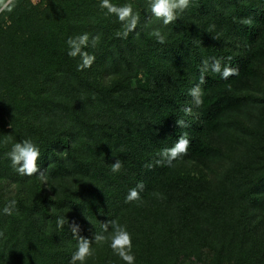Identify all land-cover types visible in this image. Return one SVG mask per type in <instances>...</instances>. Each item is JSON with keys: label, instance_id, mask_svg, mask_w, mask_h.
I'll return each instance as SVG.
<instances>
[{"label": "trees", "instance_id": "trees-1", "mask_svg": "<svg viewBox=\"0 0 264 264\" xmlns=\"http://www.w3.org/2000/svg\"><path fill=\"white\" fill-rule=\"evenodd\" d=\"M43 1L44 7L38 9L30 0H17L12 13L0 14V264H68L77 244L68 221L79 223L81 235L91 238L106 220L127 225L133 234L136 264H264V237L247 227L251 212H259L264 228V164L250 177L224 178L226 187L213 190L220 199L211 202L200 195L207 174L177 176L171 173L175 161L172 165L156 163L160 150L171 147L183 133L190 144L179 162L196 165L212 160L214 143L219 142V121L233 101L226 88L238 82L244 69L250 73L255 63L261 66L256 58L264 51V20L255 23V45L246 50L245 43L232 35V28L226 27L229 22H241L228 9L243 11L249 20L246 14L256 10L259 0H227L223 8L212 3L211 9L220 11L218 20L207 4L210 25H191V34L190 18L185 20L183 14L179 23L185 42L179 55L169 59H159L158 54L153 58L144 50L129 53V47L120 42L119 51L112 49L102 62L107 59L105 72L122 81L101 85L93 79L99 66L94 62L90 69L78 71L79 58L68 57L66 41L84 32L97 37L95 45L90 39L86 49L96 57L103 37L110 39L114 27L122 25L99 8V0ZM113 2L122 6L139 1ZM141 3L150 15L149 0ZM150 18L146 25H161L160 20ZM249 22L253 25L254 18ZM142 28L140 20L132 35L145 36ZM196 30L201 32L194 35ZM212 58L236 68L237 74L221 80L219 74L206 72L201 85L203 103L197 106L192 96L186 98L190 86L199 83L202 62ZM138 66L146 72L135 70ZM136 72L145 77L137 88L132 75ZM98 97L106 100L103 114L96 111ZM186 107L192 109L191 114L185 113ZM154 112L162 120L148 131V119ZM193 117L199 125H177ZM111 135L119 136L116 153L113 147L99 143L101 139L106 143ZM27 138L41 148L47 183L61 193L53 200L60 212H55L43 194L34 201L30 191L38 192L42 185L35 175L23 177L11 167L6 153L13 143ZM114 159L123 163L119 173L110 171ZM72 181L79 185L71 187ZM137 183L144 185V200L158 199L152 213L148 208L144 215L136 210L137 201L125 202L128 190ZM13 184L18 191L7 193ZM182 195L191 197L177 205L176 198ZM12 199L17 201L15 211L3 214ZM60 216L66 218L63 229L56 225ZM109 245L108 240L94 245L95 255L86 264H123Z\"/></svg>", "mask_w": 264, "mask_h": 264}, {"label": "rangeland", "instance_id": "rangeland-1", "mask_svg": "<svg viewBox=\"0 0 264 264\" xmlns=\"http://www.w3.org/2000/svg\"><path fill=\"white\" fill-rule=\"evenodd\" d=\"M134 1L137 2L139 1L138 4H136L135 2L132 6L134 8V11H136L139 14L141 20V27H143L142 29L146 32V35L137 38L134 35H132L133 33L131 32L127 37H123L122 35H120V33L124 31L123 27L120 26V28L118 29L116 26L114 27L115 31L111 33L113 37H110V39L107 40L106 38L104 40L103 37V40L99 44V52L97 53L96 56L97 60H95V63L99 67L96 70L95 76L93 77L94 81L98 83V85H101L104 82H107L109 84V83L122 81L121 78L120 79L117 78L114 74H109V72L107 73L105 72L106 70L105 62H107V59H105L106 60L105 62L104 61L102 62L103 56L106 55L107 53H111L112 49L114 50V52L119 51L118 49H120L121 47L120 46L121 44H119L120 42H123L122 45L129 47L128 48L129 53L130 52L140 53V51L144 50L145 52L147 51V53H151L153 58L156 57L155 55L158 54L159 59L160 58L162 59V57L169 59L172 57V55L173 56L179 55V51H181L180 45H182L185 42L183 25H180L179 19L173 24L167 26H164L161 21H160L161 25L160 24L152 25V23L150 25V23L148 22L146 25V19L150 18L151 14L147 15V12L144 11V5L141 3V0H134ZM30 2L34 7L38 9H42L44 7L43 0H30ZM203 3H205L204 7H202ZM212 3H215L216 5H219L221 8H223V6H225L228 2L227 0H195V1L191 0V4L189 8L180 15L181 17L184 14L185 17L183 18L185 20L190 18V20H187L190 27L188 33L191 34V30H192L191 25L198 26L199 22H204L205 24L209 23L210 25V22L212 21V17H211L212 15L211 13L208 12L209 10H207L206 5L208 4L209 9H211ZM214 9L211 10L213 11ZM252 10H254L252 13L249 12L246 14V16H249V20H248L244 16L243 11L240 10L236 11L235 9H232L230 7L228 9L229 14L232 15L233 17L235 16L238 17L239 19H241V22L235 21V23L239 25L229 22L226 24V27H228L227 29L232 28L230 29V31H232V35H235L237 41H240L241 43L242 42L245 43L246 50H248L250 47L255 45L253 43V40L256 39L257 37V31L256 32L253 31V27H255V23L257 24L259 21L264 20V0L257 1L256 10L255 9ZM213 12L215 14V16L213 15V17L217 19L219 17L220 11L218 10L217 12L216 11ZM252 18H254L255 20L253 25L249 22ZM6 25H9V23H6ZM157 28L160 29L164 37L162 43L159 42L154 35H152L153 31ZM199 28H201V26ZM197 32L200 33L201 31L196 30L193 32V34L195 35ZM139 34H141V32H139ZM111 43L114 44L111 46ZM156 43L162 45H159L160 47H158L156 46ZM109 44L111 47H109ZM257 56L261 57V58H256V61L260 62L261 66L255 63L254 67L250 69V73H246L247 70L244 69L243 75L239 77L238 82L235 81L236 84L233 83L231 86L226 88L227 89L226 93L230 94L231 99H233V101H231L229 106L230 108L227 110V112L224 113L223 118L220 119L219 121L220 126L217 128L219 132L217 134L219 142L214 143L215 151L212 156V160H210L209 162H204L200 164L197 163L196 165L195 164L191 165L186 160L179 162L178 159L179 157H178L177 160H175V163H173L172 165L171 173L177 174V176L187 177L190 174V176H196V177L200 176L201 178L202 175L204 176L205 174H207L209 178L202 181L201 186L205 188L201 191L200 194L201 197L205 200H210L212 202L215 201L216 199L217 201L220 199V197L216 195L213 192V190H215L217 187L218 188L226 187V183L222 184L224 178L228 177L229 175H241V174L243 176L248 175L250 177V174H253L252 171H254L258 165L264 164V161L262 160L264 159V157L261 156L262 154H264V51L261 53V55H257ZM143 64L147 66L148 62L146 61ZM139 68L143 69L146 72V69L143 68V66H138V68H136L135 70ZM167 68L168 65L164 67L165 72L167 71ZM178 72L179 70L175 71V73ZM132 75L134 76L133 85H136L135 86L136 88L140 87L141 85H139L137 82L139 80L144 81L145 79L144 73L136 72ZM136 75H138V78H135ZM99 79H101L102 81L101 83H99ZM192 88L193 86H190V89ZM136 96L138 97V95ZM190 96L191 95L189 94L188 97L186 98L187 101ZM97 103L99 105L96 104V111L97 112L100 111V114H103L104 108L107 109L106 100H103L101 97H98ZM64 111H65V107L61 108V112L64 113ZM150 115H151V119L148 120L151 123V126L148 128V131H150V129L153 130L152 127L156 129V127L160 125L161 123L160 121L162 120L159 119L160 116H158V113L156 112ZM188 120L189 121L187 122L186 125L188 124L194 125L197 123H198L197 125H199L198 120L195 118ZM118 138L119 136L117 135L115 137L111 135L110 137H108V141L106 143H103L104 142L103 139H101L99 143L103 144L106 147H113L114 150L112 152L116 153V144L118 145L117 143ZM111 140L115 141V143L112 144ZM109 155L111 156V154ZM69 185H71V187L72 185L76 187L79 185V181L77 182L72 181L69 183ZM61 186L62 185L60 184L59 187ZM11 188L13 190L10 191L5 190V191L7 193L13 192L12 194H14L16 192V189L18 191L19 187H17L16 184H13ZM43 189H45V192L43 191ZM61 191L63 193L62 189ZM38 192H36L35 190L30 191L34 201L39 197V195L41 196L45 195V197L48 198L47 200L48 203L52 204V207L54 209L56 208V204L53 203V200H56L61 193H59L52 186V184L50 183H47L46 185L42 184L39 187ZM203 195H205V197ZM190 197L191 196L189 195H182L177 197L176 200L179 201L177 205L180 204L181 201H184L185 199L187 200V198ZM157 200H158L157 198L156 200L153 201L144 200L142 198L140 201H137V204L134 203V208L142 212L143 215L145 214V211L147 213V208L149 213L150 212L152 213L153 211L156 210L155 201ZM56 211L60 212L58 209H55V212ZM250 218L251 219L247 221L248 224L247 227L248 228L250 227V229L255 228L256 233L260 232V236L264 237V228L260 223L261 219L259 212H255V213L251 212Z\"/></svg>", "mask_w": 264, "mask_h": 264}, {"label": "clouds", "instance_id": "clouds-1", "mask_svg": "<svg viewBox=\"0 0 264 264\" xmlns=\"http://www.w3.org/2000/svg\"><path fill=\"white\" fill-rule=\"evenodd\" d=\"M191 0H149V9L151 18L160 20L164 26L176 22L180 15L184 13L190 6ZM17 6V0H0V14H10ZM99 8L106 10L105 14L114 16L116 21L122 25L124 31L120 33L123 37H127L129 33L134 32L140 23L139 14L134 11L131 3H125L118 6L113 0H99ZM159 42H163V35L159 28L152 33ZM90 39L92 46L95 45L97 37H91L87 32L79 35L71 36L67 39V55L70 58H79L77 70L84 71L90 69L94 64L96 57L91 54L88 49L90 47ZM201 76L199 83L190 90V95L194 103L199 106L203 103V89L201 85L205 83V73L211 71L219 74L221 80H228L229 77L237 74V69L223 63L221 59L212 58L211 62L203 61ZM186 114H191L192 109H184ZM177 125L186 127V122L177 121ZM190 140L187 133H183L176 139L171 147L160 150V159L157 164L172 165L173 161L178 157L186 154L189 148ZM11 167L16 174L23 177L36 178L44 185L48 182V176L43 170V157L40 146L31 138L20 139L12 144L9 152L6 153ZM123 167V163L119 159H114L110 164L112 173H119ZM144 191L143 183H137L130 188L125 196V202L140 201L141 193ZM17 201L9 200L2 211L5 215H12L16 209ZM65 217L60 216L56 220L58 228L65 227ZM73 237L77 239L76 250L71 254L68 264H86V261L95 255L94 245L102 244L106 240L110 241V248L123 264H136V255L133 252V234L128 230L127 225L120 224L115 220H106L101 223L100 232H95L91 238L81 235V226L76 221L67 224ZM107 234V235H106Z\"/></svg>", "mask_w": 264, "mask_h": 264}]
</instances>
